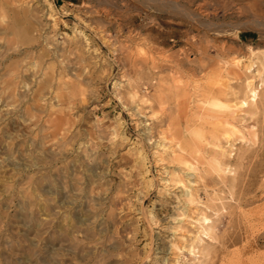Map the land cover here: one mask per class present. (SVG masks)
I'll use <instances>...</instances> for the list:
<instances>
[{
  "label": "rangeland",
  "instance_id": "374dc122",
  "mask_svg": "<svg viewBox=\"0 0 264 264\" xmlns=\"http://www.w3.org/2000/svg\"><path fill=\"white\" fill-rule=\"evenodd\" d=\"M27 1L19 17L32 32L6 61L27 71L15 99L0 92V264H264V11L239 13V0H191L188 17L169 0H120V14L96 0ZM86 40L94 79L69 78L89 92L35 101L37 56L49 49L44 62L66 64L61 48ZM218 66L221 97L204 96ZM160 79L180 85L165 108ZM72 181L73 196L59 185Z\"/></svg>",
  "mask_w": 264,
  "mask_h": 264
},
{
  "label": "bare ground",
  "instance_id": "6f19581e",
  "mask_svg": "<svg viewBox=\"0 0 264 264\" xmlns=\"http://www.w3.org/2000/svg\"><path fill=\"white\" fill-rule=\"evenodd\" d=\"M98 1L101 10L102 12H105V13H112V12H117V14H120L119 12H125V9H127L124 5H122L124 2V0L121 2L122 4L119 5V1L120 0H96ZM127 1V0H126ZM144 1V4H146L147 6L149 7H153V5L155 6V4H157L159 7H163L162 4V1H152V0H143ZM156 1L158 3H156ZM164 3L163 4H167L165 1L166 0H163ZM169 1H172L171 3H168L170 4L169 6V10L171 12H176V13H179L180 15L181 14H185L187 16V6H189V2L191 0H169ZM209 1V0H207ZM225 3L223 5V8L225 9L226 6H227V3L228 1H225L223 0ZM240 1V5L238 7L237 10H239V13H242L244 11H247L248 8H258L259 7V10L261 11H264V6H262V3H264V0H239ZM128 2V1H127ZM126 2V3H127ZM28 3L27 0H0V34L2 33L3 35L0 37V41H2V45L0 47L4 48V50L2 51V49L0 50V58H4V59H0V66H1V69L3 70V72L0 74L2 77H4L3 81L1 82V86H0V92L2 95L4 94H8V96H10L11 98L15 99L16 96H17V92H16V86H18V82L17 80H19L18 78H20V74H26V71H27V68L23 65H18V64H15L13 62L11 63H6V61L9 59V55L10 54V51L13 52L14 50V45L15 43L17 42H26V39L30 36L32 30L31 28L28 26H24V24L27 25V23H23V21H21V17H19V14H23L25 19L29 17V8L30 5H26ZM235 3V2H234ZM130 4V3H129ZM204 4V2L202 3ZM201 4V5H202ZM187 5V6H186ZM200 5V6H201ZM215 5V4H214ZM87 6V5H86ZM166 6V5H165ZM199 6V7H200ZM210 6V5H209ZM135 7V6H134ZM221 7V6H220ZM233 7V6H232ZM235 7V6H234ZM31 8V7H30ZM164 8V7H163ZM195 8V7H194ZM197 8V7H196ZM195 8V9H196ZM222 8V7H221ZM236 8V7H235ZM234 8V9H235ZM130 9V8H129ZM198 9V8H197ZM211 9V7H210ZM223 9V10H224ZM232 9V8H231ZM202 10V9H200ZM205 10V9H204ZM202 10V12L204 11ZM207 10V9H206ZM205 10V11H206ZM221 10V9H220ZM233 10V9H232ZM208 11V10H207ZM32 12V11H31ZM30 12V13H31ZM51 12V10H50ZM49 12L48 14V18H52V14ZM99 12V11H98ZM127 12V11H126ZM189 12V11H188ZM197 12V10H196ZM202 12L200 13L201 16L204 14H202ZM227 12V11H226ZM157 13V12H156ZM191 13V11H190ZM209 13H212V12H209ZM114 14V13H113ZM158 14V13H157ZM55 15V14H54ZM111 15V14H110ZM128 15V14H127ZM207 15V14H206ZM22 16V15H21ZM28 16V17H27ZM31 16V15H30ZM116 16V15H115ZM182 16V15H181ZM186 16H183V17H186ZM193 16V15H192ZM212 16V15H211ZM114 17V16H113ZM188 17V16H187ZM197 17V16H196ZM204 17H207V16H204ZM209 17V16H208ZM207 17V18H208ZM50 18V19H51ZM54 18V17H53ZM194 18V17H193ZM202 18V17H200ZM199 18V19H200ZM213 18V16H212ZM186 19V18H185ZM203 19V18H202ZM205 19V18H204ZM210 19V18H208ZM215 19V18H214ZM53 20V19H52ZM192 20V19H191ZM206 20V19H205ZM204 22H207L205 21ZM20 21L22 23H20ZM25 21V20H24ZM189 21V20H188ZM195 21V20H193ZM35 22V21H34ZM197 22V20H196ZM216 22V21H215ZM214 21H212V25L215 23ZM191 23V22H190ZM195 23V22H194ZM199 23V22H198ZM210 23V22H209ZM217 23V22H216ZM219 23V22H218ZM222 24V23H221ZM194 25V24H193ZM201 26V25H200ZM204 27V26H203ZM217 27V26H216ZM209 28V27H207ZM207 28H204V29H207ZM41 29V28H40ZM36 30V29H35ZM193 30V29H192ZM208 30V29H207ZM206 30V31H207ZM209 30H211V27L209 28ZM106 31V29H105ZM203 31V30H202ZM205 31V30H204ZM101 33V32H100ZM199 33V32H198ZM205 33V32H204ZM207 33V32H206ZM7 35H12L11 37L7 36ZM46 35V34H45ZM44 35V36H45ZM48 35V34H47ZM46 35V36H47ZM105 34H101L99 35V37L101 38V36H103ZM43 36V35H42ZM106 36V35H105ZM198 36V35H197ZM47 37H50V36H47ZM200 37V36H199ZM37 38V37H36ZM46 38V37H45ZM103 38V37H102ZM114 38V37H113ZM193 38V37H192ZM197 38V37H195ZM43 39V38H42ZM47 39H45V42L47 43ZM104 39V38H103ZM50 40V39H49ZM107 40V39H106ZM109 40V39H108ZM116 40V39H115ZM52 41V40H51ZM112 41V40H111ZM114 41V39H113ZM73 42V41H72ZM107 43V41H105ZM192 42V41H191ZM49 43H52V42H49ZM54 44V43H52ZM51 44V45H52ZM198 44V43H197ZM50 45V44H49ZM55 45V44H54ZM53 45V46H54ZM89 42L86 40V44H84V47H86V49L84 51H82L80 48L74 46H64L62 47V51L61 53H64L63 55H61V57H63L64 55H74V58L76 59L78 65L75 67L74 70L70 71L67 67V65L69 63H74V61L72 62V58L70 59L69 56H67L65 58V61H67V65L64 64L63 62H59L58 66L57 64H53V65H50V64H47L46 62H44L43 60V57H48L49 54L51 52V50L49 49H46L45 50V53L43 54H39L37 56V58L33 61V67H36L38 65H43L42 66V70H41V75L43 76L42 80L40 82H38V85H36V89L34 91H32V96L34 97V100L36 101V99L38 98H42V93L41 91H44V90H47L48 94L50 95L49 97L52 98V99H55L57 103H60L61 102V98L64 97V96H67L66 98H71V97H75V96H84L85 93H87V91L89 92V90L87 88H84L82 86H77V84L75 82H73V80H71V78H69V75H72L74 76L75 78H78V82H82L86 79H89V80H93L94 79V73L91 72V63L92 60H96L95 58L97 56H94V52H89ZM50 48V47H49ZM55 48V46H54ZM53 48V49H54ZM57 48V47H56ZM200 49V48H199ZM58 50V49H56ZM130 51V50H129ZM88 53V56H85V53ZM116 52V51H115ZM54 53V52H53ZM57 53V52H56ZM59 55V56H60ZM58 56V57H59ZM88 58V59H87ZM125 57H123V59L121 58L120 60H117L118 62H120L121 64H119L120 66L122 65V68L123 66L125 65V60H124ZM133 58V57H132ZM116 59V58H115ZM119 59V58H118ZM174 59V58H173ZM177 59V58H176ZM132 60V59H131ZM188 60V58H187ZM9 61V60H8ZM61 61V60H59ZM64 61V60H62ZM95 62V61H94ZM117 62V63H118ZM173 62V61H172ZM179 63V61H176ZM139 63V62H138ZM175 62H173L174 64ZM180 64V63H179ZM162 63L160 65H154L153 68H160L159 70H161L162 68ZM69 66V65H68ZM141 66V65H140ZM70 67V66H69ZM170 67V66H169ZM201 67L203 69L206 68V65L205 64H201ZM221 67L218 66V68L216 67V69H211L213 74L212 75H209L208 78H207V83H205V85L203 86V95L204 96H217V97H221V94H222V85H223V82L220 78V75L217 73L219 70H220ZM174 69V71H178L179 69V65L178 64H174V65H171V70ZM125 70V69H124ZM158 70V69H157ZM32 71V70H31ZM134 72V71H133ZM32 73H34V71H32ZM96 73V72H95ZM153 73V72H152ZM138 75V74H137ZM136 75V76H137ZM27 80V79H26ZM25 79H22L23 82H21V84L23 83L22 87H26L28 86V83ZM138 82V81H137ZM20 84V85H21ZM136 84V83H135ZM132 85V84H130ZM136 86V85H135ZM27 88V87H26ZM130 88V87H129ZM29 89V88H27ZM26 89V90H27ZM131 89V88H130ZM180 90V85L179 84H176V85H169V84H166L165 83V80L164 79H160L159 82L157 83V87L155 88L154 92H153V96L156 98L158 104L161 106V108H165L164 107V104L166 103H169V101L172 103L173 100H174V96H173V93H177L176 91ZM132 91V90H131ZM135 92V91H134ZM129 93V91H128ZM127 93V94H128ZM136 93V92H135ZM248 93H249V97H250V100L254 101L256 96H257V90L255 89V87L253 88H250L248 87ZM134 94V93H133ZM131 95L130 94V100L134 99L135 95ZM137 94V93H136ZM122 95V94H121ZM183 95V94H181ZM185 95V94H184ZM173 96V97H171ZM186 96V95H185ZM48 97V96H47ZM139 97V95H138ZM22 98V97H21ZM137 98V97H136ZM73 99V98H72ZM121 99V98H120ZM183 100V98H182ZM185 100V99H184ZM68 101V100H67ZM143 101V104H144V100ZM69 102V101H68ZM72 102V101H71ZM176 102V103H175ZM66 103V102H65ZM141 103V102H140ZM139 103V104H140ZM148 103V102H147ZM150 103V102H149ZM174 103L178 106V104H181L182 101H178L175 100ZM247 103V100H243L242 104H246ZM49 104V103H48ZM59 105V104H58ZM175 105V107H176ZM43 107V106H42ZM65 107V106H64ZM183 108V107H182ZM50 109V108H49ZM30 111V110H29ZM44 111V110H43ZM181 111V110H180ZM32 114V113H31ZM64 119V118H63ZM63 119H62V122H63ZM169 119V118H168ZM46 120V119H45ZM170 120V119H169ZM168 121V120H167ZM172 121V120H170ZM56 123V121H54ZM174 122V120L172 121V123ZM61 124V123H60ZM63 124V123H62ZM168 126V125H166ZM49 128V127H48ZM61 129V128H60ZM58 129V130H60ZM63 129V128H62ZM169 129V127H168ZM175 129V128H173ZM178 129V128H176ZM43 130V129H42ZM170 131V130H169ZM172 131V130H171ZM37 132V131H35ZM60 132V131H59ZM62 134H63V131H61ZM60 132V133H61ZM164 132V131H163ZM168 132V131H167ZM179 133V132H178ZM172 134V133H171ZM174 134L176 135V132L174 131ZM48 135V134H47ZM62 136V135H61ZM173 137V136H172ZM176 137H178V135H176ZM178 139V138H177ZM183 139V138H181ZM49 140V139H48ZM182 142V141H181ZM29 143V142H28ZM186 143V142H185ZM186 146H188V144H186ZM177 147H179V150L180 151H184L185 149H183V146L181 147L179 144L177 145ZM12 148V147H11ZM186 148V147H185ZM10 149V147H9ZM191 151V149H190ZM33 153V152H32ZM173 153V152H172ZM60 154V153H59ZM187 154V153H186ZM172 155V154H171ZM174 159L182 162V163H185L186 164V167L187 169H193L195 167V165L191 162V163H186L188 161L186 160H182L183 157H182V154L181 155H174ZM185 156V155H184ZM172 157V156H171ZM29 158V156H28ZM47 158V157H46ZM45 158V159H46ZM186 158V157H185ZM31 159V158H30ZM41 159V158H40ZM35 160L34 161H31L27 166L28 167H31L33 166ZM36 163V162H35ZM36 166V165H35ZM65 166V165H64ZM67 166V165H66ZM53 167V166H52ZM264 167V166H262ZM33 168V167H32ZM64 168V167H63ZM60 169V168H59ZM58 169V170H59ZM66 170V168H64ZM195 169V168H194ZM69 170V169H67ZM261 170V169H260ZM66 171H63L62 173H64ZM59 176V175H58ZM62 176V174H61ZM30 177V176H29ZM63 177V176H62ZM28 178V177H27ZM40 179V178H39ZM43 179V178H42ZM29 180V184L31 183V178L28 179ZM44 180V179H43ZM64 180V179H63ZM41 181V180H39ZM34 182V181H33ZM67 182V181H66ZM64 183L63 187L61 185V183L59 184L61 189L64 190V191H67L68 195L70 193H72V196H73V191H78L79 188L78 186H76V182L73 183L70 182V183ZM36 183V182H35ZM44 183V182H43ZM39 185V184H38ZM56 187V186H55ZM183 187L185 188V185L181 186V188L183 189ZM59 189V188H58ZM57 193H58V190H57ZM64 193V192H63ZM29 197V196H28ZM71 198V196H70ZM72 199V198H71ZM74 199V198H73ZM255 200V199H254ZM65 201V200H64ZM72 201V200H71ZM63 202V201H62ZM30 202H28L29 204ZM61 203V202H60ZM63 204V203H62ZM61 204V206H62ZM73 204V203H72ZM75 220L78 222L79 220L76 219L75 217ZM83 222V221H82ZM75 223V222H74ZM81 223V222H80ZM70 226V225H69ZM72 227V226H71ZM75 231V230H74ZM62 236V235H61ZM60 236V237H61Z\"/></svg>",
  "mask_w": 264,
  "mask_h": 264
}]
</instances>
